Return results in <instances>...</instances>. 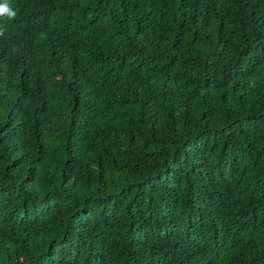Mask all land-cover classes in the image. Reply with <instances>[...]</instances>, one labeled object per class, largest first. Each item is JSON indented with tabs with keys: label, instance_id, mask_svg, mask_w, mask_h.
Segmentation results:
<instances>
[{
	"label": "trees",
	"instance_id": "trees-1",
	"mask_svg": "<svg viewBox=\"0 0 264 264\" xmlns=\"http://www.w3.org/2000/svg\"><path fill=\"white\" fill-rule=\"evenodd\" d=\"M0 264H264V0H0Z\"/></svg>",
	"mask_w": 264,
	"mask_h": 264
},
{
	"label": "clouds",
	"instance_id": "clouds-1",
	"mask_svg": "<svg viewBox=\"0 0 264 264\" xmlns=\"http://www.w3.org/2000/svg\"><path fill=\"white\" fill-rule=\"evenodd\" d=\"M7 13L9 19H13L16 16V12L9 9V7L5 4V5H0V14H4ZM3 34V30H0V35Z\"/></svg>",
	"mask_w": 264,
	"mask_h": 264
}]
</instances>
